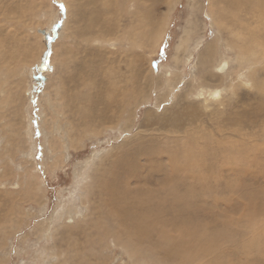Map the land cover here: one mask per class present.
<instances>
[{
    "label": "rangeland",
    "instance_id": "obj_1",
    "mask_svg": "<svg viewBox=\"0 0 264 264\" xmlns=\"http://www.w3.org/2000/svg\"><path fill=\"white\" fill-rule=\"evenodd\" d=\"M65 1L0 0V264H264L263 2ZM168 184L185 218L117 223Z\"/></svg>",
    "mask_w": 264,
    "mask_h": 264
},
{
    "label": "bare ground",
    "instance_id": "obj_2",
    "mask_svg": "<svg viewBox=\"0 0 264 264\" xmlns=\"http://www.w3.org/2000/svg\"><path fill=\"white\" fill-rule=\"evenodd\" d=\"M106 1V0H105ZM104 1V2H105ZM148 1H151V0H144L143 1V3L141 2V4H144V5H147V2ZM242 1H246V0H226V4L227 5H229V7H233L234 5H238L240 2H242ZM259 3L260 2H263V4H264V0H257ZM64 2H65V6H66V8H68L67 9V11H69V9H70V6H69V4H67V2L64 0ZM87 2L88 3H94V5H93V11H98L99 9H96V7H97V2H100V4H102L101 3V0H87ZM113 2H114V0H113ZM112 2V3H113ZM106 3V2H105ZM104 3V4H105ZM116 3V2H115ZM138 3V2H137ZM149 3V2H148ZM246 3V2H245ZM108 4V3H107ZM122 4V3H121ZM106 5V4H105ZM101 6V5H100ZM112 6H113V4H112ZM114 6H116V4L114 5ZM142 7H143V5H142ZM152 7V6H151ZM150 7V8H151ZM81 8H82V6H81ZM100 8V7H99ZM113 8H115V7H113ZM146 8V7H145ZM150 8H148V10L146 11V10H144V9H142V11L140 10V13L142 12V14H143V16H142V19L140 20V19H138L137 17H136V19H138V20H140L139 22H140V27H139V30H137V33L135 34V39H132L133 40V42H134V44H137L136 43V41H137V39H139V40H141L143 37H145V35L148 33V38L150 39V40H152L153 38H155L156 36H160L161 34H162V31H159L158 33H154V35H153V30H151V28H152V26H153V22L152 21H150L149 20V17H148V13L150 12ZM100 10H101V8H100ZM103 10V9H102ZM78 11H79V13L82 11V9H78ZM102 12V11H101ZM117 12V11H116ZM151 13V12H150ZM68 14V13H67ZM116 14H118V13H116ZM138 15H139V13H137ZM84 15V11L81 13V16L85 19V25H86V27H85V29L87 30L88 28H90L94 23H99V22H101V24H103V21L104 22H108L109 23V21L108 20H106V18H104L103 17V15H102V17H100V18H97V19H95L96 21L95 22H93V20H90L89 21V19L88 18H86L85 16H83ZM119 16V15H118ZM139 17H140V15H139ZM153 17V16H152ZM118 18H120V17H118ZM135 18V17H134ZM141 18V17H140ZM120 20V19H119ZM137 20V21H138ZM132 21V20H131ZM133 21H134V19H133ZM149 21V22H148ZM262 21V20H261ZM119 23V22H118ZM92 24V25H91ZM106 24V23H105ZM139 24V23H138ZM150 24V25H149ZM89 25H91V26H89ZM96 25V24H95ZM135 25V24H134ZM94 26V25H93ZM111 26V25H110ZM119 26V25H118ZM130 26H132V25H130ZM137 26V25H136ZM136 26H135V28H136ZM146 28V29H142V28ZM137 29V28H136ZM110 30V29H109ZM117 30V29H116ZM134 30V29H133ZM148 31V32H146L145 33V31ZM109 33H111V30H110V32ZM130 33V32H129ZM118 35V34H117ZM134 35V34H133ZM133 37V36H132ZM115 38V37H114ZM110 40V39H109ZM138 45V44H137ZM140 45H138V47H139ZM246 47V46H245ZM209 49V48H208ZM210 50H211V48H210ZM213 52V51H212ZM264 52V51H263ZM204 55H206V54H204ZM204 58L206 59V57L204 56ZM207 61H209V59L207 60ZM226 65H227V62L226 61H223V62H221L219 65H217V67H216V69H218V70H224L225 69V67H226ZM108 79V78H107ZM84 80H82V82H83ZM107 81V80H106ZM81 83V82H80ZM108 83V82H107ZM79 84V83H78ZM92 85V84H91ZM169 86V85H168ZM212 92H214V93H217L218 91H212ZM203 95V91L202 90H200V92L197 94V96L198 97H201ZM81 96V95H80ZM78 98V97H77ZM80 99H81V97H80ZM77 100H79V99H77ZM82 100V99H81ZM80 101V100H79ZM83 101V100H82ZM201 105V104H200ZM203 106L206 108L207 107V99L204 97V101H203ZM82 108V107H81ZM86 109V108H85ZM87 110V109H86ZM86 112H88V111H86ZM83 113H84V110H83ZM89 113V112H88ZM105 113V112H104ZM90 114H92V113H90ZM86 115H88V114H86ZM78 116H79V114H78ZM83 116H85L84 114H83ZM96 116V115H95ZM117 116V115H116ZM90 118V117H89ZM85 119H86V117H85ZM105 119V118H104ZM107 119H108V117H107ZM106 120V119H105ZM110 120V119H109ZM90 121V120H89ZM102 121V120H101ZM100 121V122H101ZM90 124V123H89ZM95 126V125H94ZM89 127V126H88ZM92 129V128H91ZM98 129V128H97ZM98 131V130H97ZM191 152V151H190ZM173 153V152H172ZM171 153V162H172V167L173 168H171L170 169V171H171V175H172V173H173V176H174V174L176 175V177H168L169 178V180H170V184H172L173 182H172V180H175V182L177 181V172H179V171H184V172H186V169H185V167L184 166H181V164H182V162H180V159H181V157L184 159V155L183 156H181V154L178 156V154H179V152H178V154L177 153H174V154H172ZM191 154H193V153H191ZM153 155V154H152ZM187 155H189L188 154V152H187ZM194 155H195V152H194ZM197 155H199V154H197ZM197 155L194 157V158H196L197 157ZM181 156V157H180ZM192 156V155H191ZM146 157H147V155H146ZM185 158H190L189 156H186ZM182 159V160H183ZM102 160V159H101ZM181 160V161H182ZM186 162V161H185ZM181 163V164H180ZM187 164V163H186ZM99 165V164H98ZM129 165V164H128ZM131 165V164H130ZM134 165V164H133ZM128 169H126V171H124V173L127 175V172L128 171H131L130 170V166L128 167V166H126ZM190 167V166H189ZM188 167V168H189ZM99 169V168H98ZM105 169H107L106 167H105ZM97 170V169H96ZM108 170V169H107ZM104 172H105V170H104ZM104 172L101 174L102 176H100L101 178L104 176ZM117 172V171H116ZM107 173V172H106ZM122 173H123V171H122ZM146 174V173H145ZM109 175V174H108ZM111 176V175H110ZM123 176V175H122ZM125 176V175H124ZM124 176L122 177V178H124ZM121 177V176H120ZM150 177V176H149ZM105 178H106V176H105ZM117 178V177H116ZM174 178V179H173ZM99 179V178H98ZM149 179V178H148ZM105 179L103 178V181H104ZM116 180V179H115ZM188 180V179H187ZM185 181V180H184ZM184 181H182L181 183H183ZM196 181H197V179H196ZM113 182V181H112ZM172 182V183H171ZM200 182V181H199ZM177 183V182H176ZM180 183V184H181ZM188 183V182H187ZM195 183V182H194ZM170 184H168L167 186L166 185H164V187H161L160 188V190H161V192L163 193V196H162V198L156 193V194H153V193H149L147 196H146V198H145V201H142V203H144L147 207H146V209L145 210H143V211H141V212H138L137 214H133V213H131V212H128V211H121L120 212V210L118 211V209H117V211L116 212H118L116 215L118 216L119 215V213H122V215H121V217H120V219H118L117 220V223L119 224V225H123L124 227H126V228H128V229H130V230H132V231H134L136 234H139V235H142V236H147L149 233L151 234V232L152 233H158V229L159 228H155V227H157L156 225H157V223L158 222H156V223H154V221H161L159 218L160 217H162V216H164V215H168V216H170V218H169V220H165L164 222H163V227H167V226H169L170 225V223L171 222H173V220H174V222H175V219H176V221L177 220H181L182 218H185V215H186V213H187V208H186V203H187V201H186V193H187V195L189 194L190 195V193L189 192H184L183 193V191H181L183 194H185V196L182 194V193H179V192H176L175 190H176V186H177V184L175 185V184H173V185H175V190H174V188H172V187H170L169 185ZM184 184H185V182H184ZM183 184V185H184ZM189 184V183H188ZM102 185V184H101ZM194 185V184H193ZM201 185V184H200ZM168 186L170 187V188H168ZM181 186V185H180ZM186 186H188V185H186ZM190 186V185H189ZM113 188V187H112ZM186 188V187H185ZM188 188V187H187ZM177 189H178V186H177ZM182 189V188H181ZM189 189V188H188ZM187 189V190H188ZM185 190V189H184ZM114 193V192H113ZM112 194V193H111ZM188 195V196H189ZM190 197V196H189ZM189 197H188V199H189ZM80 198V197H79ZM81 199V198H80ZM190 201V200H189ZM142 203H139L138 205H140V206H142ZM120 207V206H119ZM113 210V209H112ZM79 214V213H78ZM108 214V213H107ZM55 217V216H54ZM187 218H189V216L187 217ZM170 219H172V221H170ZM58 220V219H57ZM64 220V219H63ZM153 221V222H152ZM183 221V220H182ZM181 224V223H180ZM112 225H111V227L109 228L108 227V231H110L111 233L113 232L112 231ZM154 227V228H153ZM184 228V227H183ZM110 229V230H109ZM183 230V229H182ZM186 231H189V230H186ZM129 232V231H128ZM189 232H192V231H189ZM188 233V232H187ZM196 233V232H195ZM194 232H192V233H189L187 236L189 237V238H192V239H196L197 238V241H199L198 240V235H196ZM191 234V235H190ZM68 235V234H67ZM51 236V235H50ZM207 236H211V235H207ZM213 236V235H212ZM211 236V237H212ZM214 237V236H213ZM209 240V239H208ZM199 242H201V241H199ZM199 242H198V244H199ZM196 244V243H195ZM213 243H212V239H211V241H208V243L207 244H205V245H203V246H201V247H199V246H197V248L196 249H199L201 252H207V251H209L210 249H211V246H213L212 245ZM54 245V244H53ZM200 245V244H199ZM51 249V248H50ZM55 253V252H54ZM64 254V252L62 251V250H57L56 251V253L54 254V256L55 257H57V259L60 257V256H62ZM196 254H199V253H197L196 252ZM53 255V254H52ZM65 255V254H64ZM187 255H189V253L187 254ZM186 255V256H187ZM205 255H207V254H205ZM185 256V257H186ZM198 257V256H197ZM191 258V257H190ZM186 259V258H185ZM184 261H186V260H184ZM191 261V260H190ZM197 261V260H196ZM188 262V261H187ZM53 264V263H52ZM57 264V263H56ZM189 264V263H188Z\"/></svg>",
    "mask_w": 264,
    "mask_h": 264
},
{
    "label": "water",
    "instance_id": "obj_3",
    "mask_svg": "<svg viewBox=\"0 0 264 264\" xmlns=\"http://www.w3.org/2000/svg\"><path fill=\"white\" fill-rule=\"evenodd\" d=\"M153 69H155L156 70V65L153 63Z\"/></svg>",
    "mask_w": 264,
    "mask_h": 264
}]
</instances>
